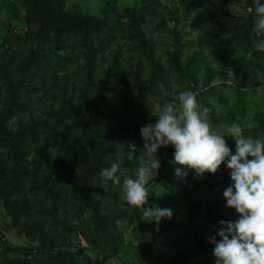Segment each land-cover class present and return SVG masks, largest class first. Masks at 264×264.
<instances>
[{
    "label": "rangeland",
    "instance_id": "rangeland-1",
    "mask_svg": "<svg viewBox=\"0 0 264 264\" xmlns=\"http://www.w3.org/2000/svg\"><path fill=\"white\" fill-rule=\"evenodd\" d=\"M249 7L254 9V0H0V129L20 131L30 118L45 119V112L59 107L52 97L66 99L74 91L77 105L89 100L103 105L104 126L117 148L106 157L109 166L130 150L127 144L136 145L132 160L122 158L117 173L121 183L127 176L134 178L144 145L142 136H125L122 127L139 125L145 106L156 122L163 105L183 91H193L201 109H210L212 128L234 152L227 132L233 124L244 135L264 140V52L254 47L264 36L255 31L256 17ZM34 56L37 65L32 64ZM84 56H94L93 75L86 82L92 84L79 83L85 66L89 69ZM115 92L121 100L112 114L105 104L115 100ZM13 99L23 110L9 117ZM174 152L172 145L158 150L161 166L147 185L145 207L173 210L172 218L159 225L143 220L123 199L121 186L101 174L90 183L96 208L83 204L69 188L60 191L57 213L53 208L45 212L51 198H34L26 182L25 198L33 208L22 207L15 222L0 188V244L40 247L39 240L21 233L26 223L40 225L55 250L80 252L73 262L43 254L15 255L0 247V264H86V257L101 264H175L178 257L212 245L184 264L214 260L209 236L217 238L219 221H235L239 215L226 207L223 196L232 184L230 174L225 185L190 188L187 180L197 174L173 163ZM226 164L221 165L229 170ZM177 168L187 175L177 177ZM14 198L25 200L13 196L12 203ZM193 201L199 209L191 214Z\"/></svg>",
    "mask_w": 264,
    "mask_h": 264
},
{
    "label": "clouds",
    "instance_id": "clouds-1",
    "mask_svg": "<svg viewBox=\"0 0 264 264\" xmlns=\"http://www.w3.org/2000/svg\"><path fill=\"white\" fill-rule=\"evenodd\" d=\"M254 4V9L249 7L248 11L256 17L258 36H264V4L260 0H254ZM254 47L264 52V40L257 41ZM196 95L193 91L181 92L176 100L163 105L154 124L141 127L143 155L134 178L127 176L121 183L117 175L123 156L128 160L134 158L137 152L134 144H127L130 150L121 153L110 167L102 169L101 176L121 186L123 199L140 211L143 220L159 225L162 219L172 218L173 210L145 206L150 196L147 185L161 166L157 157L160 148L174 146L173 163L195 170L200 177L205 173L215 174L221 164L227 162L232 184L224 190L223 196L226 207L235 209L239 215L235 221L219 222V240L212 235L208 238L215 245V264H264V140L246 137L241 127L233 124L227 129L236 145L232 154L225 136L212 128L208 118L210 109H201ZM175 175L186 176L187 172L177 168Z\"/></svg>",
    "mask_w": 264,
    "mask_h": 264
},
{
    "label": "trees",
    "instance_id": "trees-1",
    "mask_svg": "<svg viewBox=\"0 0 264 264\" xmlns=\"http://www.w3.org/2000/svg\"><path fill=\"white\" fill-rule=\"evenodd\" d=\"M42 23H46V21ZM84 59L89 69H86L87 66L83 69V72H87L84 79L80 80V84H85L93 75L91 68L94 56H84ZM37 60L38 57L34 56L32 64L37 65ZM35 68L33 69L37 70L38 66ZM88 83L92 84V80ZM58 86L61 85L58 84ZM58 86H55L56 90ZM114 96L115 100H111L105 106L112 114H117L116 105L120 103L121 98L118 92H115ZM73 97L74 91H71V96L66 99L60 100L59 96L52 97L53 102L59 103V107L54 110L51 108V110L45 112L46 118L43 120L30 118L28 122L19 126L20 131L1 128L0 188H2L5 209L14 219V222L23 213V209L31 211V208H33L32 204H30L31 202L25 198L26 182L31 183L29 185V193L34 198H39L40 196L51 198L50 206L43 207V210L47 213H51L52 208L57 213L60 191L67 192L69 188L76 191L77 199L79 197L83 204L96 208V205L91 200L90 183L101 174L102 169L110 167L106 157L116 151L117 148L109 140L110 136H108L107 128L104 126L105 115L101 110L103 105L92 103L91 100L82 105H77ZM13 102H15L14 99ZM14 110L21 111L23 106H19L15 102V105L10 107L9 117L13 116L12 112ZM89 116L91 118H88ZM140 119L142 122L135 128L127 129L122 127L123 134L138 139L141 136V127L155 123V119L150 116L146 106L141 109ZM251 134L246 132L245 136H250ZM29 149L32 150V155L28 158ZM231 151L232 154H235L232 149ZM229 174L230 170H224L221 165L215 174H204L203 177L198 175L189 177L187 186L197 188L201 184H206L207 186L215 184L225 185L224 183L227 181ZM13 196L24 197L25 200L22 201L24 204L20 203L17 198H14L12 203L11 198ZM198 209V203L196 201L191 202V214L196 213ZM22 227L23 231L21 233L27 236L30 241L39 240L40 247H19L3 240V244H0V247L5 252L21 256L43 254L50 257L55 256L61 260H72L73 262L76 260V256L80 255L79 251L55 250L52 237L48 236L40 225L28 227L25 223ZM219 239V236H217V240ZM212 247L213 245L204 246L187 255L178 257L175 264H184L194 254L199 253V250L205 252ZM84 260L86 264H101L87 257ZM215 260L216 258L207 264H215ZM148 261L151 263L149 258Z\"/></svg>",
    "mask_w": 264,
    "mask_h": 264
},
{
    "label": "water",
    "instance_id": "water-1",
    "mask_svg": "<svg viewBox=\"0 0 264 264\" xmlns=\"http://www.w3.org/2000/svg\"><path fill=\"white\" fill-rule=\"evenodd\" d=\"M81 242H82L83 245H85L84 240L82 238H81Z\"/></svg>",
    "mask_w": 264,
    "mask_h": 264
}]
</instances>
